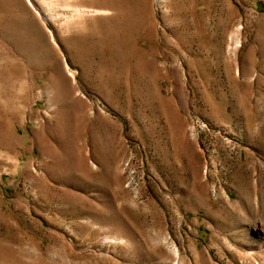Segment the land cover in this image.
Returning a JSON list of instances; mask_svg holds the SVG:
<instances>
[{
  "label": "rangeland",
  "instance_id": "rangeland-1",
  "mask_svg": "<svg viewBox=\"0 0 264 264\" xmlns=\"http://www.w3.org/2000/svg\"><path fill=\"white\" fill-rule=\"evenodd\" d=\"M30 1L0 0V264H264V0Z\"/></svg>",
  "mask_w": 264,
  "mask_h": 264
},
{
  "label": "bare ground",
  "instance_id": "bare-ground-1",
  "mask_svg": "<svg viewBox=\"0 0 264 264\" xmlns=\"http://www.w3.org/2000/svg\"><path fill=\"white\" fill-rule=\"evenodd\" d=\"M29 1V4L33 7V9L34 10H36V8L34 7V5L31 3V1L30 0H28ZM37 11V10H36ZM175 255H176V253H175Z\"/></svg>",
  "mask_w": 264,
  "mask_h": 264
},
{
  "label": "built area",
  "instance_id": "built-area-1",
  "mask_svg": "<svg viewBox=\"0 0 264 264\" xmlns=\"http://www.w3.org/2000/svg\"><path fill=\"white\" fill-rule=\"evenodd\" d=\"M234 45V44H233ZM235 45H237V44H235Z\"/></svg>",
  "mask_w": 264,
  "mask_h": 264
}]
</instances>
